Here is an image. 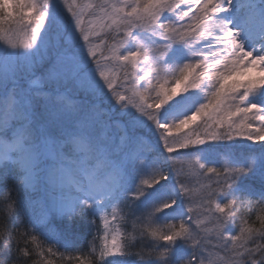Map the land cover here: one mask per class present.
Returning a JSON list of instances; mask_svg holds the SVG:
<instances>
[{
  "label": "snow or ice",
  "instance_id": "6c2138e0",
  "mask_svg": "<svg viewBox=\"0 0 264 264\" xmlns=\"http://www.w3.org/2000/svg\"><path fill=\"white\" fill-rule=\"evenodd\" d=\"M0 264H264V0H0Z\"/></svg>",
  "mask_w": 264,
  "mask_h": 264
},
{
  "label": "trees",
  "instance_id": "16d2710c",
  "mask_svg": "<svg viewBox=\"0 0 264 264\" xmlns=\"http://www.w3.org/2000/svg\"><path fill=\"white\" fill-rule=\"evenodd\" d=\"M79 231L83 234L78 238L77 243L81 247L86 246L87 241L90 237L87 236L86 230L84 228H80Z\"/></svg>",
  "mask_w": 264,
  "mask_h": 264
}]
</instances>
